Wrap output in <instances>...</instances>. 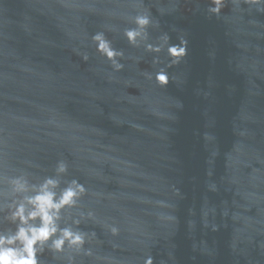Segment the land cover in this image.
<instances>
[{
  "label": "water",
  "instance_id": "obj_1",
  "mask_svg": "<svg viewBox=\"0 0 264 264\" xmlns=\"http://www.w3.org/2000/svg\"><path fill=\"white\" fill-rule=\"evenodd\" d=\"M209 3L0 0V231L34 194L14 193L13 177L87 189L59 224L95 254L45 250L41 264H264V4L226 0L216 17ZM144 8L159 25L132 44L124 29ZM101 31L124 52L119 72L97 51ZM181 37L188 55L160 87L145 74Z\"/></svg>",
  "mask_w": 264,
  "mask_h": 264
},
{
  "label": "clouds",
  "instance_id": "obj_2",
  "mask_svg": "<svg viewBox=\"0 0 264 264\" xmlns=\"http://www.w3.org/2000/svg\"><path fill=\"white\" fill-rule=\"evenodd\" d=\"M247 3L264 4V0H245ZM181 0H176L175 9H179ZM226 7V0H210L207 12L210 15L219 17ZM165 10L161 9L163 13ZM135 27L124 29V35L132 44H138L140 40L147 39L149 27L159 25V19L153 17L151 11L144 8L134 16L128 17ZM92 39L97 44L99 51L108 60L112 61L116 72L124 68V64L118 60L123 57L124 52L112 46L106 34L101 31L93 35ZM165 43L170 37L165 34L163 37ZM188 39L180 38L179 44H168L167 54L170 57L167 64H161L159 57L154 63L161 66L153 73H146L149 80L164 87L174 77L169 75L168 68L177 65L188 55ZM149 51L160 52L162 45H146ZM88 59L87 55L84 56ZM182 105L177 102V107ZM68 166L64 161L57 164L56 172L62 174L67 172ZM14 193L22 194L34 192L31 195H24L17 198L9 206V215L6 217L13 222H18L14 231H0V264H41L40 256L45 250L53 254L64 253L66 248L74 250L76 253H82L86 256H93L95 253L91 247H86L90 243L89 234L71 226L61 227V212L66 207H75L79 198L87 192L86 187L78 180H72L67 187L59 193L55 190L60 185V180L55 177H47L39 185H30L29 181L22 177H13L10 181ZM91 215V213H90ZM38 221V223H37ZM79 225L80 221H75ZM112 235H118L120 228L117 225L110 226ZM92 237L95 236L93 232ZM107 264H112L110 257L105 258ZM68 264H76L75 257H70ZM144 264H154L151 256L147 257Z\"/></svg>",
  "mask_w": 264,
  "mask_h": 264
}]
</instances>
